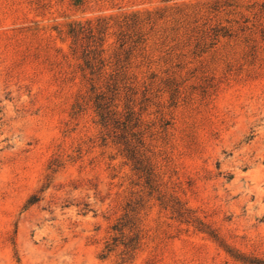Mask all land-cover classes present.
<instances>
[{
    "label": "rangeland",
    "instance_id": "1",
    "mask_svg": "<svg viewBox=\"0 0 264 264\" xmlns=\"http://www.w3.org/2000/svg\"><path fill=\"white\" fill-rule=\"evenodd\" d=\"M259 259L264 0H0V264Z\"/></svg>",
    "mask_w": 264,
    "mask_h": 264
},
{
    "label": "trees",
    "instance_id": "2",
    "mask_svg": "<svg viewBox=\"0 0 264 264\" xmlns=\"http://www.w3.org/2000/svg\"><path fill=\"white\" fill-rule=\"evenodd\" d=\"M137 22H138V15L136 13H132L129 15H125L122 18L120 25L125 26L126 29H129L131 27H134V25ZM98 23H99L98 30L101 31V29L106 26V24H105L106 21H104L102 19V21L98 22ZM88 28H89L88 31H92L90 26ZM69 32H71L72 35H76L77 34L76 25L71 26V28L69 29ZM120 33H121L120 45H123L128 40V37H130V35L124 31L120 32ZM99 38L103 39V37H99ZM102 51H103V47L99 48L98 50H95V48H94L92 55H88V57L85 59L87 66H90L93 68L97 61L101 62L102 58L100 55H101ZM89 52H90V50L87 52V54ZM91 97L93 99V105H94L96 114L98 115V120L103 126L108 127L111 124V121H115V122L118 121V119L113 120V117H114L113 114H115L116 111L115 110L111 111V108H109L111 103L109 102V100L104 99L105 98L104 94H102L100 92H96L93 96H89V99ZM81 98H82V100H84V95L81 96ZM82 100L76 102L75 106H77V107H76L75 111L81 109ZM135 119L136 120L132 123V125L129 124L127 121L124 122V125L122 127V131L120 133V137L122 138L121 139L122 141L121 140H118V141L122 142V144H123L122 150L124 151L126 157L132 161L133 167H135L137 169H141V170H148V169H150V166L148 165V161H146V157L144 156V152L142 151V145L144 143V140L141 137L142 136L141 131L137 130V131H132L130 133L128 131L129 127L133 128L134 126L138 125V118L135 117ZM126 120H131V118L127 117ZM129 134L131 136H129ZM208 232L215 237L217 236L216 233L213 232L212 229L208 230ZM249 261L252 262L253 260H249ZM255 264H264V261L259 259V260L255 261Z\"/></svg>",
    "mask_w": 264,
    "mask_h": 264
}]
</instances>
